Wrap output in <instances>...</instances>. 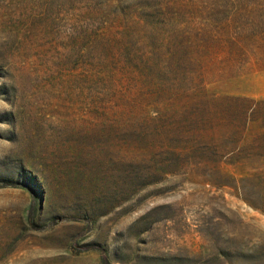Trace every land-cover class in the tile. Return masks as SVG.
<instances>
[{
  "label": "rangeland",
  "instance_id": "obj_1",
  "mask_svg": "<svg viewBox=\"0 0 264 264\" xmlns=\"http://www.w3.org/2000/svg\"><path fill=\"white\" fill-rule=\"evenodd\" d=\"M0 264H264V0H0Z\"/></svg>",
  "mask_w": 264,
  "mask_h": 264
},
{
  "label": "trees",
  "instance_id": "obj_2",
  "mask_svg": "<svg viewBox=\"0 0 264 264\" xmlns=\"http://www.w3.org/2000/svg\"><path fill=\"white\" fill-rule=\"evenodd\" d=\"M133 28H134V26L133 27H131V26H127V27H125L124 28V33H128V34H132V32H133ZM133 35V34H132ZM112 41H113V43H112ZM118 43H121L123 46H125V45H127V43L125 42V41H122V40H117V38H114V40H109L108 42H107V46H113V44H118ZM106 51L107 52H105V57L104 58H109L110 56H112V54H111V51H112V49H106Z\"/></svg>",
  "mask_w": 264,
  "mask_h": 264
}]
</instances>
